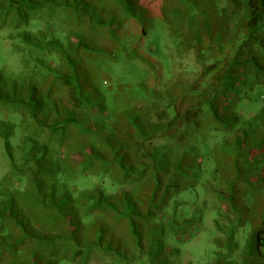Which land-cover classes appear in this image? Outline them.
<instances>
[{"label":"rangeland","instance_id":"374dc122","mask_svg":"<svg viewBox=\"0 0 264 264\" xmlns=\"http://www.w3.org/2000/svg\"><path fill=\"white\" fill-rule=\"evenodd\" d=\"M128 2L131 12L114 8L112 1L107 7L113 10L105 5L102 9L100 16L112 25L115 39L103 27L82 25L89 31L77 34L78 39L95 41L103 49L89 55V61L86 54L74 58L91 71L81 84L90 99L91 122L101 135L104 155L83 157L81 153L77 166L83 182L68 195L54 198L64 206L73 246L82 245L84 250L68 264H264V123L248 128L256 114L264 121V88H255L239 109L230 107L238 112L237 121L229 129L218 128L208 111L198 107L202 95L192 85L202 65L181 30L176 31V14L163 5L175 1ZM57 9L61 24L74 23L78 17L72 11L67 15L62 6ZM205 17L209 26L217 25L218 15L206 12ZM10 32L9 27H0L3 75L21 67ZM204 36L208 42L210 36ZM228 41L223 33L221 44ZM215 60L207 63L218 65V73L224 74L227 65ZM60 66L68 71L65 64ZM209 80L214 85L212 76ZM151 94L158 104L154 111L172 101L183 115L165 138L153 139L154 144L165 143L171 156L147 161L130 157V150L133 116L137 107L148 106L144 96ZM218 100L213 92L208 105L215 107ZM150 116L156 120L153 113ZM90 152L88 146L86 154ZM77 157L80 153L73 152L60 164L66 167L72 160L76 168L73 158ZM7 167L0 138V179ZM15 181L8 175L1 183ZM110 199L114 211H109ZM131 220L136 232L131 230Z\"/></svg>","mask_w":264,"mask_h":264},{"label":"trees","instance_id":"16d2710c","mask_svg":"<svg viewBox=\"0 0 264 264\" xmlns=\"http://www.w3.org/2000/svg\"><path fill=\"white\" fill-rule=\"evenodd\" d=\"M109 1L114 8L131 12L128 0H0V27L10 28L8 38L21 66L8 75L0 72V138L8 166L0 179V264H68L84 253L82 245L73 246L64 206L54 198L68 195L83 182L77 166L81 153L83 157L104 155L101 135L91 122L90 99L81 84L91 71L74 57L86 54L89 61V55L103 51L97 42L77 38L89 31L82 25L107 28L115 39L112 25L100 16ZM174 1L163 5L176 14V31L181 30L202 65L192 84L202 95L198 107L208 111L218 128L229 129L238 113L230 107L239 109L255 88H264V0ZM61 6L67 15L72 11L78 16L74 23H59L61 11L57 8ZM206 12L218 15L215 27L209 26ZM223 33L229 37L225 45L220 42ZM210 59L224 62L226 72L218 73V65L207 63ZM61 63L68 71L62 70ZM213 92L219 96L215 107L208 105ZM152 96H144L148 106L137 107L133 116L130 150V157L133 154L147 161L171 156L165 143L153 141L171 133L183 115L173 108L172 101L154 111L158 104ZM151 113L156 120H151ZM257 116L252 117L249 129L264 123ZM236 137L240 144L241 138ZM88 146L91 152L86 154ZM73 152L80 153L79 159L73 158L76 168L72 160L63 167L61 158L71 157ZM8 175L16 181L1 183ZM155 179H159L156 174ZM110 200L108 210L114 211L115 202ZM130 226L136 232L132 220ZM73 237L80 240V235Z\"/></svg>","mask_w":264,"mask_h":264}]
</instances>
